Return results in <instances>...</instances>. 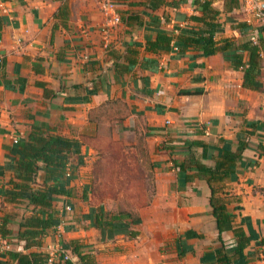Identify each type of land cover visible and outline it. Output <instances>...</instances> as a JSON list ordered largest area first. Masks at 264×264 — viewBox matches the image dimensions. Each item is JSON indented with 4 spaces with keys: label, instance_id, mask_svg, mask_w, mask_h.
<instances>
[{
    "label": "crops",
    "instance_id": "obj_1",
    "mask_svg": "<svg viewBox=\"0 0 264 264\" xmlns=\"http://www.w3.org/2000/svg\"><path fill=\"white\" fill-rule=\"evenodd\" d=\"M212 6L218 43L264 37V21L251 20L241 4ZM190 14H201L194 0H0V220L10 229L0 264H19L13 252L51 251L70 240L95 264H264V51L260 86L250 89L243 70L219 51L202 55L189 46L178 54L175 38L169 50L146 49L159 30L176 35L174 26H200ZM239 21L249 27L240 30ZM32 126L76 140L81 159L82 138L96 126L145 135L153 192L126 218L127 230L101 232L82 217L106 207L84 200L78 185L88 170L70 154V193L52 201L60 222L45 231L42 246L24 247L15 220L35 207L2 194L16 178L10 150ZM43 181L39 168L32 185ZM212 188L229 216L220 232ZM238 233L247 239L241 251ZM66 255L80 264L69 249Z\"/></svg>",
    "mask_w": 264,
    "mask_h": 264
},
{
    "label": "trees",
    "instance_id": "obj_2",
    "mask_svg": "<svg viewBox=\"0 0 264 264\" xmlns=\"http://www.w3.org/2000/svg\"><path fill=\"white\" fill-rule=\"evenodd\" d=\"M213 0H194V3L200 7L201 14H190V20L201 23L196 29L188 26H174L178 29L176 35L168 33L165 30L157 31L153 39L146 40L145 47L150 51L169 50L170 42L175 38V46L178 54H182L189 46L200 49L202 55H210L217 51L221 52L225 59L232 63L234 68L243 70L242 86L250 89H257L260 86L258 75L261 71V51H264V37L259 36L256 42L246 40L236 42L235 39L226 37L218 43L214 39V32L219 25L215 21L219 10L212 6ZM224 10H230L240 5V0H223ZM3 20L0 17V29ZM240 30L248 28L249 25L244 21L236 24ZM247 52L246 59L244 53ZM2 62H0L1 64ZM46 126H32L26 138H21L12 146L10 153V168L14 171L15 179L11 180L12 190L2 194L10 201L18 198L27 199L35 208L29 215L16 218L17 232L16 237L24 241V247L42 246L43 235L47 229L54 228L60 222L57 212L52 207V201L55 195L69 194L70 189L67 186L69 176L65 175L66 164L70 154H79V143L68 137L59 134H50L46 132ZM198 143V141H192ZM42 163V166L39 165ZM83 161L78 157V164ZM207 171L209 167L203 166ZM44 170V181L41 187L35 188L34 182L37 170ZM210 205L212 213L216 218V228L220 232L229 216L225 212V204L213 193L210 196ZM128 212H118L106 214L102 206L90 208L82 217L89 219L91 225L103 229L114 231H125L129 227L126 218L130 217ZM134 218L132 221H138ZM7 218L0 220V234L7 237L10 229L6 226ZM238 238L242 240L241 244L235 245L236 251H241L244 242L247 241L242 233H238ZM64 252L58 251L52 264H75L65 253L69 249L75 253L80 264H95L91 254L81 252L79 245L73 240L64 242L61 245ZM48 250L30 251L27 253L13 252L19 264H46L49 255Z\"/></svg>",
    "mask_w": 264,
    "mask_h": 264
},
{
    "label": "rangeland",
    "instance_id": "obj_3",
    "mask_svg": "<svg viewBox=\"0 0 264 264\" xmlns=\"http://www.w3.org/2000/svg\"><path fill=\"white\" fill-rule=\"evenodd\" d=\"M112 127L96 126L91 136L82 138L88 147L82 154L88 177L78 186L86 190L84 200L102 203L106 214L124 211L135 216L150 201L154 186L145 135L113 132Z\"/></svg>",
    "mask_w": 264,
    "mask_h": 264
},
{
    "label": "built area",
    "instance_id": "obj_4",
    "mask_svg": "<svg viewBox=\"0 0 264 264\" xmlns=\"http://www.w3.org/2000/svg\"><path fill=\"white\" fill-rule=\"evenodd\" d=\"M240 4H241L242 11L250 14L251 20H253L254 22H258V23H261L264 21V0H240ZM0 62H1V59H0ZM65 175L70 176V170L68 168H66ZM64 208L69 211L71 209V206L70 204H65ZM7 243L8 242L6 238L0 234V249H6ZM58 251L64 252V250L61 249V246L56 245V248L52 249L49 252L48 258L46 260V264H52L54 262L56 253Z\"/></svg>",
    "mask_w": 264,
    "mask_h": 264
}]
</instances>
